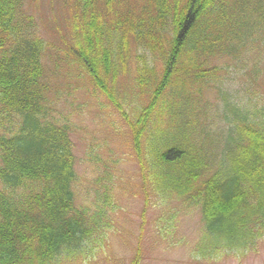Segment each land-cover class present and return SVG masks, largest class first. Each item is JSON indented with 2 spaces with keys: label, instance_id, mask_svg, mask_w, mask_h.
Segmentation results:
<instances>
[{
  "label": "trees",
  "instance_id": "trees-1",
  "mask_svg": "<svg viewBox=\"0 0 264 264\" xmlns=\"http://www.w3.org/2000/svg\"><path fill=\"white\" fill-rule=\"evenodd\" d=\"M255 4L261 22L245 32ZM71 8L69 39L54 51L26 0H0V264L81 254L109 224L102 205L93 214L75 203L72 113L57 109L76 87L72 70L119 112L141 105L122 115L146 188L200 209L197 251L244 258L264 239V115L237 107L228 89L219 92L222 113L206 115L192 87L218 84L212 58L244 60L250 37L264 39V0H73ZM134 58L137 88L127 80ZM173 78L179 84L169 86ZM193 103L203 119L189 113Z\"/></svg>",
  "mask_w": 264,
  "mask_h": 264
},
{
  "label": "rangeland",
  "instance_id": "rangeland-1",
  "mask_svg": "<svg viewBox=\"0 0 264 264\" xmlns=\"http://www.w3.org/2000/svg\"><path fill=\"white\" fill-rule=\"evenodd\" d=\"M26 1L28 13L35 19L38 36L44 39L49 49H63V42L70 36L73 0ZM256 5L246 13L242 28L245 32L250 31L249 25L261 22L260 15H256ZM249 42L248 50L242 53L244 60L243 55H224L215 56L208 63L219 70L218 84L192 87L193 96L203 101L206 115L216 117L222 113L219 112L223 108L219 92L228 89L237 107L250 114L258 109L263 118L264 39L253 36ZM55 60L53 57L45 61L52 64ZM134 61L127 76L132 87L136 86L137 63L141 62L135 58ZM148 66L155 68L157 73L165 69L161 64L155 67L148 63ZM73 72L75 70L70 74ZM71 79L76 87L66 92L64 100L68 101H60L57 109L72 113L71 138L77 173L73 186L75 203L78 208L93 214L102 205L105 210L103 220L109 224L99 240H91L84 246L83 253L77 252L71 257L52 254L48 264H264V239L244 258L218 252L204 258L202 252L197 251L205 230L200 209L185 206L176 195L167 194L169 198H161L146 188L143 161L136 157L126 119L132 114L131 107H139L140 112L141 105L132 106L138 104L137 101L130 105L124 103L119 106L124 107L123 111L119 112L104 95L94 90L90 80L80 71ZM177 84L179 81L174 78L169 81V86ZM197 108L193 103L189 113L203 119ZM153 110L151 117L160 116L162 121L166 116L160 110L152 114ZM125 113L127 116L122 115ZM219 121L225 130V118ZM212 125L211 120L207 127L210 131ZM136 126L140 128V124ZM192 129L188 128L187 133L190 134Z\"/></svg>",
  "mask_w": 264,
  "mask_h": 264
}]
</instances>
